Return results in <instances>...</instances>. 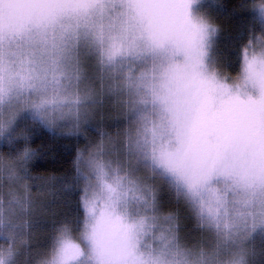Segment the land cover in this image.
<instances>
[{
    "label": "clouds",
    "instance_id": "obj_1",
    "mask_svg": "<svg viewBox=\"0 0 264 264\" xmlns=\"http://www.w3.org/2000/svg\"><path fill=\"white\" fill-rule=\"evenodd\" d=\"M0 264H264V0H0Z\"/></svg>",
    "mask_w": 264,
    "mask_h": 264
}]
</instances>
